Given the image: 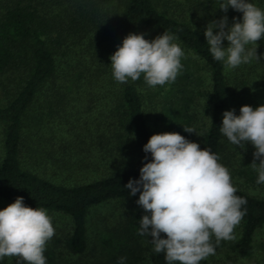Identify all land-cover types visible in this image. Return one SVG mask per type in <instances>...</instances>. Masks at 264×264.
<instances>
[{
    "label": "trees",
    "instance_id": "trees-1",
    "mask_svg": "<svg viewBox=\"0 0 264 264\" xmlns=\"http://www.w3.org/2000/svg\"><path fill=\"white\" fill-rule=\"evenodd\" d=\"M222 2L0 0V200L11 204L23 197L28 207L66 214L72 224L66 247L80 255L88 245L89 210L132 196L125 185L138 180L140 169L151 162L143 146L153 133L142 96L150 86L143 75L127 83L112 75L110 56L129 34H143L149 41L164 32L176 37L185 52L183 68L175 82L154 87L160 97L156 121L163 133L188 139L184 127L190 128L192 110L204 95L209 123L200 148L220 158L224 136L219 128L231 82L250 98L264 89V39L257 42L261 59L231 71L209 51L204 35L209 22L225 15L229 27L234 17L242 21L243 14L231 7L227 13L219 9ZM249 2L264 10V0ZM49 169L89 174L56 180L43 174ZM236 188L247 203L235 251L249 257L255 231L264 226V198ZM130 229L103 240L94 264H118L121 257L125 263L138 261L141 247ZM54 254L44 252L46 264H57ZM151 254L154 264H166L163 253L152 249ZM0 264L26 262L5 257Z\"/></svg>",
    "mask_w": 264,
    "mask_h": 264
},
{
    "label": "clouds",
    "instance_id": "clouds-1",
    "mask_svg": "<svg viewBox=\"0 0 264 264\" xmlns=\"http://www.w3.org/2000/svg\"><path fill=\"white\" fill-rule=\"evenodd\" d=\"M229 7L243 14L242 21L234 17L229 27L225 15L209 22L204 32L213 59L224 62L226 70L261 59L257 42L264 39V10L249 0H223L219 9L227 13ZM213 29L219 31L214 34ZM175 39L167 32L151 41L143 34L127 35L110 56L115 81L127 83L143 75L153 88L175 82L185 57ZM250 44L256 47L247 48ZM219 131L235 146H254L250 165L258 173L257 183L264 184V105H244L239 115L234 109L224 111ZM143 151L151 154V162L125 187L130 195L139 193L136 203L150 214L140 219L138 234L151 237L153 251L163 253L166 264H200L215 255L221 241L235 239L247 201L236 195L230 172L217 154L176 132L153 134ZM54 235L47 210L26 206L23 197L0 210V260L18 257L26 264H46V244ZM125 260L121 257L118 264Z\"/></svg>",
    "mask_w": 264,
    "mask_h": 264
},
{
    "label": "rangeland",
    "instance_id": "rangeland-1",
    "mask_svg": "<svg viewBox=\"0 0 264 264\" xmlns=\"http://www.w3.org/2000/svg\"><path fill=\"white\" fill-rule=\"evenodd\" d=\"M232 70V69H228ZM232 90L229 94L228 110H235V114H240V108L244 105H249L253 109L260 105H264V89L255 92V98H250L251 95L241 94L239 89H234L235 86L231 82ZM144 98L145 114L147 116L149 128L153 134L163 133L164 128L156 121L157 111H159L160 97L153 87L144 88L142 90ZM2 96L0 92V97ZM204 95L199 98L197 105L192 111L195 116L190 128L195 132L188 133V140L201 144V136L208 127L207 106L205 105ZM259 98V102L256 99ZM1 131V126H0ZM1 137V133H0ZM254 146L248 142L244 147H239L231 144L226 137H223V145L220 153L219 163L225 166L231 175V183L239 187L251 195L264 198V184H258V173L250 165L253 162ZM259 163V161H256ZM46 173V174H45ZM43 173L51 179H69L75 181L80 177H85L89 173L83 172H59L54 169H49ZM139 198V193L132 195L127 199H117L103 203L89 210L87 215V230H88V245L86 252L80 255H73L66 247V240L71 232L70 218L60 212L47 211L52 218V224L55 228V235L46 244L45 252L52 249L54 251L57 264H94L99 256L98 251L101 250V244L111 235H116L123 227H131L130 233L136 232L141 249L136 251L140 255L138 261L127 260L125 264H154L151 259V251L153 245L150 242L151 237L141 236L138 234L140 216L149 214L145 213L144 209L139 206L136 201ZM9 204L0 200V210H3ZM150 215V214H149ZM135 216L138 221H135L134 226H130ZM241 224V223H240ZM240 224L234 229L235 239L231 241H221L219 246L215 248V255H210L207 259L202 260L200 264H250L255 261L258 264H264V226L259 227L254 234L252 242V254L249 257H240L236 254L235 247L240 237ZM125 230V228L123 229ZM135 237V236H134ZM213 244L215 238L213 237Z\"/></svg>",
    "mask_w": 264,
    "mask_h": 264
}]
</instances>
